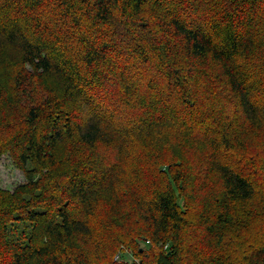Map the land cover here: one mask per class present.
I'll list each match as a JSON object with an SVG mask.
<instances>
[{"label": "trees", "instance_id": "obj_1", "mask_svg": "<svg viewBox=\"0 0 264 264\" xmlns=\"http://www.w3.org/2000/svg\"><path fill=\"white\" fill-rule=\"evenodd\" d=\"M4 154L0 264H264V0H0Z\"/></svg>", "mask_w": 264, "mask_h": 264}, {"label": "rangeland", "instance_id": "obj_2", "mask_svg": "<svg viewBox=\"0 0 264 264\" xmlns=\"http://www.w3.org/2000/svg\"><path fill=\"white\" fill-rule=\"evenodd\" d=\"M25 182L23 173L17 169L11 157L7 154L2 155L0 157V188L13 193L17 186ZM125 259L131 261V255L126 253Z\"/></svg>", "mask_w": 264, "mask_h": 264}]
</instances>
